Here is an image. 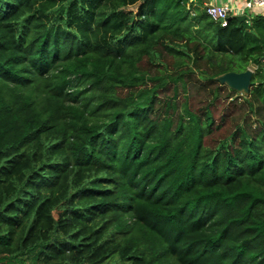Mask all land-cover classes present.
<instances>
[{"label": "trees", "instance_id": "obj_1", "mask_svg": "<svg viewBox=\"0 0 264 264\" xmlns=\"http://www.w3.org/2000/svg\"><path fill=\"white\" fill-rule=\"evenodd\" d=\"M247 15L0 0V264H264V15ZM250 66L247 95L216 80Z\"/></svg>", "mask_w": 264, "mask_h": 264}, {"label": "built area", "instance_id": "obj_2", "mask_svg": "<svg viewBox=\"0 0 264 264\" xmlns=\"http://www.w3.org/2000/svg\"><path fill=\"white\" fill-rule=\"evenodd\" d=\"M263 7L264 0H214L206 4V11L214 21L226 27L232 17L247 15L254 9Z\"/></svg>", "mask_w": 264, "mask_h": 264}, {"label": "water", "instance_id": "obj_3", "mask_svg": "<svg viewBox=\"0 0 264 264\" xmlns=\"http://www.w3.org/2000/svg\"><path fill=\"white\" fill-rule=\"evenodd\" d=\"M239 23L243 21H247L249 19L248 15H238L235 16ZM254 71L248 68L246 71L242 73L236 72H228L216 78L218 82L221 84L227 85L229 88L236 90L238 93H242L243 95H247L250 92V89L253 85Z\"/></svg>", "mask_w": 264, "mask_h": 264}, {"label": "crops", "instance_id": "obj_4", "mask_svg": "<svg viewBox=\"0 0 264 264\" xmlns=\"http://www.w3.org/2000/svg\"><path fill=\"white\" fill-rule=\"evenodd\" d=\"M221 1H223V0H218V2H221ZM253 13H259L261 15H264V7L263 8H256L250 12V14H253Z\"/></svg>", "mask_w": 264, "mask_h": 264}, {"label": "rangeland", "instance_id": "obj_5", "mask_svg": "<svg viewBox=\"0 0 264 264\" xmlns=\"http://www.w3.org/2000/svg\"><path fill=\"white\" fill-rule=\"evenodd\" d=\"M210 1H214V0H205L206 4H208ZM225 1V0H224ZM250 69L254 70L253 66H250ZM200 100H203L202 97H199ZM203 103H196V107L198 106H202Z\"/></svg>", "mask_w": 264, "mask_h": 264}]
</instances>
